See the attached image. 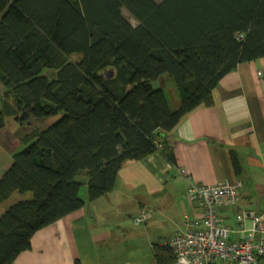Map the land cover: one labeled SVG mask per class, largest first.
<instances>
[{"label": "trees", "instance_id": "1", "mask_svg": "<svg viewBox=\"0 0 264 264\" xmlns=\"http://www.w3.org/2000/svg\"><path fill=\"white\" fill-rule=\"evenodd\" d=\"M258 58L264 0H0V130L6 117L52 120L24 135L0 176V204L30 193L0 214V264L80 209L83 184L94 201L126 161L156 151L170 160L179 119L211 106L220 80ZM153 258L175 261L166 244Z\"/></svg>", "mask_w": 264, "mask_h": 264}, {"label": "crops", "instance_id": "2", "mask_svg": "<svg viewBox=\"0 0 264 264\" xmlns=\"http://www.w3.org/2000/svg\"><path fill=\"white\" fill-rule=\"evenodd\" d=\"M212 97L211 106L183 115L168 132L170 160L156 151L126 161L110 192L94 201L81 193L83 206L35 232L31 248L12 264H156L155 245L165 246L186 224H200L201 210L185 196L190 182L237 185L236 203L218 210L229 240L247 236L251 221L237 220L243 212L261 216L264 231V58L239 64ZM145 213L144 224L135 225Z\"/></svg>", "mask_w": 264, "mask_h": 264}, {"label": "built area", "instance_id": "3", "mask_svg": "<svg viewBox=\"0 0 264 264\" xmlns=\"http://www.w3.org/2000/svg\"><path fill=\"white\" fill-rule=\"evenodd\" d=\"M180 173L187 176L185 169ZM237 185L227 180L198 185L190 182L186 198L201 210L200 224L188 225L176 233L166 245L172 250L173 264H214L219 260L227 264H261L264 258V238L261 216L253 211L243 212L237 220L249 219L251 226L244 240H229V229L219 223L218 210L238 200ZM149 214L136 217L135 225L144 223Z\"/></svg>", "mask_w": 264, "mask_h": 264}, {"label": "rangeland", "instance_id": "4", "mask_svg": "<svg viewBox=\"0 0 264 264\" xmlns=\"http://www.w3.org/2000/svg\"><path fill=\"white\" fill-rule=\"evenodd\" d=\"M125 16L130 20L131 23H135L131 17L125 13ZM170 81V80H168ZM171 86V87H170ZM169 87L174 89L172 83L169 82ZM164 91L166 95L171 98V94L168 91L169 88L164 87ZM5 91V87L0 82V94L3 95ZM11 100V99H10ZM52 120L46 119L45 121L41 120H31L30 124H19L17 120L13 117L5 118V126L0 130V176L3 172L9 167L12 162V153L20 151L23 147L20 145V140L24 137V135L31 133L33 130H40L47 124H49ZM87 187L83 184L80 188L81 193H86ZM132 195V194H131ZM30 196L29 192L26 193H17L14 192L7 200L0 204V214L3 212L5 208L9 206L12 202L22 199L28 198ZM127 222H130L131 216L126 219ZM144 223H142L143 225Z\"/></svg>", "mask_w": 264, "mask_h": 264}]
</instances>
